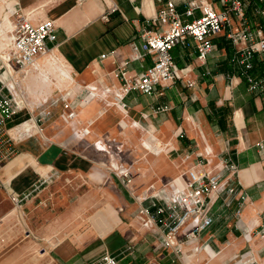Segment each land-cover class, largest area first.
Instances as JSON below:
<instances>
[{
	"label": "crops",
	"instance_id": "0c3cea01",
	"mask_svg": "<svg viewBox=\"0 0 264 264\" xmlns=\"http://www.w3.org/2000/svg\"><path fill=\"white\" fill-rule=\"evenodd\" d=\"M13 1L12 8L33 22L54 23L49 47L70 66L74 83L50 103L49 97L42 101L46 108L36 118L11 124L18 108L7 122L31 130L7 156L8 149H0V264H90L105 253L116 264H264V150L256 146L264 140V94L252 91L242 73L244 44L218 35L204 62L192 43L176 46L170 52L176 78L150 95L131 90L117 102L119 66L126 62L122 71L130 77L152 63L147 54L133 59L129 45L142 43V29L160 32L152 20L164 0ZM171 1L182 22L199 17L198 10L184 15L192 0ZM251 14L246 11L254 24ZM251 63L247 75L264 91V54ZM9 79L0 69V81ZM85 86L98 96L79 106ZM64 100L76 113L71 121ZM45 110L49 115L38 124ZM197 155L210 172L233 167L220 172L233 192L213 196L212 224L181 254L170 253L137 214L140 206L154 213L152 203L163 202L149 196L139 203L137 197L167 184L182 186ZM121 169L130 172L128 184ZM46 176V185L14 204L13 196Z\"/></svg>",
	"mask_w": 264,
	"mask_h": 264
},
{
	"label": "built area",
	"instance_id": "2783aa9c",
	"mask_svg": "<svg viewBox=\"0 0 264 264\" xmlns=\"http://www.w3.org/2000/svg\"><path fill=\"white\" fill-rule=\"evenodd\" d=\"M162 2L163 0H155ZM115 7L109 11L113 12ZM198 10L199 17L190 22H182L171 0H164L163 8L159 9L153 24L160 26V32H151L142 29L140 38L142 43L137 45L131 42L129 47L133 59L140 58L143 54L152 57V63L143 73L125 77L122 69L126 62L119 66L121 85L114 97L117 102L131 90H137L142 94H152L155 86H164L176 78L172 56V48L182 46L189 47L190 43L196 51V58L204 62L207 54L212 50V40L221 35L229 39L232 44L242 42L238 63L242 66V73L250 83L252 91H260L264 94L259 82L253 81L247 72L252 68V58L256 54H264V0H192L187 3L184 12L186 17H191ZM263 19L261 24H252L247 18L246 11ZM10 16L13 18L11 29V43L6 58L0 55V69L8 77L12 78L20 72H25L32 67L38 58L45 52L52 50L49 44L55 41V26L51 20L33 22L29 16L21 10L12 8ZM106 19V15L102 17ZM111 54V53H110ZM106 55H101L104 58ZM118 74H116L117 76ZM84 95L78 105H83L87 100L97 97L95 89L85 86L82 90ZM110 90L104 89L102 93ZM63 108L66 110L65 119L71 121L76 113L70 107V101L64 100ZM167 107H159L157 112L166 110ZM18 111V106L13 98L8 84L0 81V149H8L7 156L11 152V145L15 141L30 135L31 126L18 125L7 127ZM48 111L39 113L37 123L40 124L43 117L48 116ZM257 148L264 150V140L258 143ZM3 156V157H4ZM191 159L190 154L184 155V160ZM193 164L184 172L185 180L182 186L167 184L161 189L146 191L137 197L142 203L149 196L161 205L152 203L154 213L150 209L140 206L137 214L141 224L147 229H154L158 233L160 246L170 253L181 254V248L188 243L197 240L201 232L212 224L209 215V203L212 197L225 189L226 178L220 172L227 169L231 173L233 167H220L215 172L208 171L197 155ZM123 182H130L128 169L119 171ZM51 176L41 178L34 187L22 195L12 197L14 204L19 205L29 199L40 188L50 181ZM232 193V189H225ZM263 236V235H262ZM260 236V238L262 237ZM90 264H116V257L111 254H103L98 260Z\"/></svg>",
	"mask_w": 264,
	"mask_h": 264
},
{
	"label": "rangeland",
	"instance_id": "374dc122",
	"mask_svg": "<svg viewBox=\"0 0 264 264\" xmlns=\"http://www.w3.org/2000/svg\"><path fill=\"white\" fill-rule=\"evenodd\" d=\"M3 7L4 5L0 0V15L4 10ZM250 17L254 24H261V20H263L252 14L250 15ZM10 20L11 22H13V18L11 16H10ZM0 24H2L1 18H0ZM7 28H10L9 32H7L6 30ZM11 29H12V24L9 23L5 28L2 29V31L4 32L5 36L7 35L8 37H10ZM0 40H1V37H0ZM5 48H3L2 50L0 49V54L2 56L8 53L9 46H6ZM4 57L6 58V55ZM53 70L55 71L56 69H53ZM5 83H7L8 86H9V83L13 84V87L9 86V88L12 90L11 93L17 103L18 108L21 109L18 116H15L12 119L11 124L18 123L24 119L36 118L38 111H40L42 108H46V107L41 106L42 101H45L49 97L48 99L50 100H48V103H50L52 100L56 99L59 96V95L57 96L58 92H60L59 94H63L66 92L65 89H67L61 85H58L55 82L54 84L52 83L49 88H47L45 93L40 94L39 89H38L39 81L36 80L35 73L30 71L29 69H27L25 72H20V73H17L16 75H13L12 78H10L9 80H6ZM71 86L72 85H70L69 87ZM28 88L32 90L33 92L32 95L28 92ZM48 103L44 104V106L45 105L48 106ZM29 123L31 124V122Z\"/></svg>",
	"mask_w": 264,
	"mask_h": 264
},
{
	"label": "bare ground",
	"instance_id": "6f19581e",
	"mask_svg": "<svg viewBox=\"0 0 264 264\" xmlns=\"http://www.w3.org/2000/svg\"><path fill=\"white\" fill-rule=\"evenodd\" d=\"M3 3V12L0 15L2 24H0V49L2 50L6 46H10L11 36H5L2 31L9 23L12 24L10 20V12L14 4L13 0H1ZM7 32L10 28L6 29ZM8 48V47H7ZM6 49V48H5ZM46 53V52H45ZM42 54L37 62L29 68L30 71L35 73L36 80L39 81V93L43 94L46 92L47 88L53 83L68 88L74 83V78L70 72V66L63 60L56 49L49 50L46 54ZM53 69H56L55 71ZM10 87H13L12 83H9ZM28 92L32 95L33 92L28 88Z\"/></svg>",
	"mask_w": 264,
	"mask_h": 264
},
{
	"label": "trees",
	"instance_id": "16d2710c",
	"mask_svg": "<svg viewBox=\"0 0 264 264\" xmlns=\"http://www.w3.org/2000/svg\"><path fill=\"white\" fill-rule=\"evenodd\" d=\"M248 72H250L249 74L252 75V74H251V69H250Z\"/></svg>",
	"mask_w": 264,
	"mask_h": 264
}]
</instances>
